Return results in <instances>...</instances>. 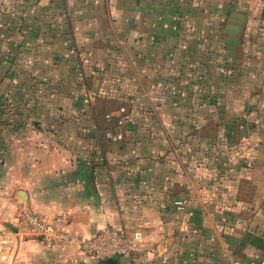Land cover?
<instances>
[{
  "label": "crops",
  "instance_id": "crops-1",
  "mask_svg": "<svg viewBox=\"0 0 264 264\" xmlns=\"http://www.w3.org/2000/svg\"><path fill=\"white\" fill-rule=\"evenodd\" d=\"M15 66L44 85L38 105L21 106ZM104 66H125L145 107L118 141L94 106L117 99ZM21 211L63 215L68 243L17 233ZM106 227L140 229L148 258L216 245L172 264H264V0H0V264H95L79 240Z\"/></svg>",
  "mask_w": 264,
  "mask_h": 264
},
{
  "label": "rangeland",
  "instance_id": "rangeland-1",
  "mask_svg": "<svg viewBox=\"0 0 264 264\" xmlns=\"http://www.w3.org/2000/svg\"><path fill=\"white\" fill-rule=\"evenodd\" d=\"M34 1H36V0H34ZM37 1H39V0H37ZM5 21H8V20H5ZM10 22H11V20H10ZM14 37H16V39L18 40V36L14 35ZM17 40H15V41L17 42ZM8 41H12V36L11 35L8 38ZM94 45H98V43H96ZM102 45H103V43H102ZM116 48L119 49V50H114V51L112 50V51H110V53L107 52V51L105 52L107 54V57L109 56L108 58H105V60H108L112 55L113 56L114 55H118V56H115V60L117 59L119 61H124V59L126 58V50H123V48H121V46L116 47ZM105 53L103 55H106ZM129 55L130 54H128L127 56H129ZM214 60H216V58ZM213 63H215V62H213ZM104 67H105L104 70L107 71L108 77H111L113 75V79L114 80L113 79L110 80V82H108V86L110 85V88L112 89V91L113 90L115 91V93L113 92L112 95L114 97H117V99H113V98L107 99L106 102H103V103H102L101 100H97V101H94V106H95L96 112H98V115H97L98 117L97 118L100 121V124H103V122H104L105 124L109 125V123L113 124V120H108L107 121L106 117H105L107 114L108 115H112L113 113H115L117 111L120 112V113H130L129 110L131 108H134V109L137 108L136 110L139 111V110H141V108H145V107L142 106V102H141V100L139 98L136 99V100H133V102H131L129 100L130 96H132L133 94H136V92L139 91V87L136 88L137 85L131 84L132 82H129V80L127 79V76H126L127 72L125 71V66H121V67L104 66ZM75 69L77 70V68H75ZM212 69H213V73H212L213 82L216 83L217 80H218V82H220L221 78H220V75H219V71H220L219 66H214V67H212ZM14 70H15V74H17L18 76H22V77H20L21 79H19V82L17 81L18 85L20 86V89H19L18 92H19V96L21 97V106H22V104L26 105L25 104V103H27L26 99H28V98H31V101H30L31 106H34V104L38 105L40 103L39 98L41 96H43V94H44V85L38 86V85L34 84L35 82L33 80L30 83L29 82V76H31V74H28L29 73V71L27 72L28 69L18 68L17 66H15L13 71ZM25 72H27V73H25ZM168 75H172V73L169 72ZM74 82H75L74 80L70 79L69 80V84H68V90L70 92L68 101L70 103V107L72 106L73 101H74V95L70 96L71 92H74L75 94H77L76 93V89H77L76 85H77V83H74ZM58 85L59 84H57L56 82L53 83V85H52L53 89H51V90H56L57 88H54V87H56ZM218 85H220V84L218 83ZM134 86H135V88H134ZM150 87H151V85H150ZM156 91H157V88L155 87L153 89V92H151V94H155ZM23 102H25V103H23ZM157 102H159V99L156 98V95H155V99L154 100H150V103L148 105V108H149V110L151 112H153L155 110V106L157 105ZM166 105H164V106H166ZM153 116H154L153 120L158 121V118H160L159 122H163L162 121V119H163L162 116L163 115H159V114L156 115L153 112ZM165 117H169V119L172 118L171 116H167V115ZM32 118L36 119L37 122L40 120L41 122H39V123H42V120H44V119H41V114L40 115H37V114L34 115L33 114ZM165 121L167 122V120H165ZM122 126L123 125H120V126H118V128L113 129V130L115 132H117V133H120L122 135V137L124 138L126 133L123 130ZM119 128H121V129H119ZM164 133L165 134L167 133L168 134L167 137L170 138V139L174 138L175 136H178L182 140H188V137H189L190 133L192 134L193 132L186 131V132L183 133V132L167 131V132H164ZM243 187H244L245 190H248V186L247 185H244ZM248 196L249 195L245 193V197H248ZM215 246L216 245L214 243H213V245H210V243L206 244V245H202L199 242H197L196 245L195 244L192 245V244H181V243H178V247L176 246L178 250L174 249V251H171L172 254L168 255V251L169 250L165 251V252H162L165 255L167 254L165 256L166 259L163 258V254L160 253V251H153L152 252L153 255H149V256H152L151 258L144 257V255L141 254L140 256L139 255L137 256L135 262H131L129 258H123V261L121 262V264H165L163 262H166L168 264H172V263L175 262V255L179 256V255L183 254L182 251H184V252H188V251L189 252L190 251L193 252V251H197V250H200V249L204 250V247H205L206 250H208V254H213V256H214L216 254V251L215 250L213 251V250H210V249L211 248H215ZM198 247H200V249H198ZM191 261H194L195 263L196 262H200V263L211 262L212 264H222L221 260L219 258L215 259L214 257L210 258V260H208V259L207 260L206 259H204V260L203 259H201V260H197L196 259L195 260L194 259V260H191Z\"/></svg>",
  "mask_w": 264,
  "mask_h": 264
},
{
  "label": "built area",
  "instance_id": "built-area-1",
  "mask_svg": "<svg viewBox=\"0 0 264 264\" xmlns=\"http://www.w3.org/2000/svg\"><path fill=\"white\" fill-rule=\"evenodd\" d=\"M106 118L123 125L130 121L131 116L117 111L112 115L107 114ZM105 136L112 141L122 138L120 133L112 131H107ZM174 207L178 212H182L185 202L176 199ZM65 222L66 219L60 214L50 218L36 212L21 211L15 217L13 226L21 235L38 239L46 246H54L69 241L68 236L63 233ZM145 248L144 234L140 229L106 227L79 240V249L85 261L95 264L114 257L129 258L131 262H135L137 256L144 253Z\"/></svg>",
  "mask_w": 264,
  "mask_h": 264
},
{
  "label": "water",
  "instance_id": "water-1",
  "mask_svg": "<svg viewBox=\"0 0 264 264\" xmlns=\"http://www.w3.org/2000/svg\"><path fill=\"white\" fill-rule=\"evenodd\" d=\"M102 264H118V258H108Z\"/></svg>",
  "mask_w": 264,
  "mask_h": 264
},
{
  "label": "trees",
  "instance_id": "trees-1",
  "mask_svg": "<svg viewBox=\"0 0 264 264\" xmlns=\"http://www.w3.org/2000/svg\"><path fill=\"white\" fill-rule=\"evenodd\" d=\"M70 73L72 72V73H77V70L75 69V67H72V66H70ZM115 123V122H114Z\"/></svg>",
  "mask_w": 264,
  "mask_h": 264
}]
</instances>
